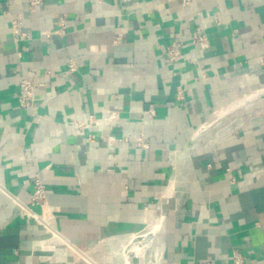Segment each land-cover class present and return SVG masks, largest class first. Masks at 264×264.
<instances>
[{
	"label": "crops",
	"instance_id": "0c3cea01",
	"mask_svg": "<svg viewBox=\"0 0 264 264\" xmlns=\"http://www.w3.org/2000/svg\"><path fill=\"white\" fill-rule=\"evenodd\" d=\"M20 77L42 83L31 109ZM107 110L112 125L73 129ZM233 249L264 264V0H0V264H225Z\"/></svg>",
	"mask_w": 264,
	"mask_h": 264
},
{
	"label": "built area",
	"instance_id": "2783aa9c",
	"mask_svg": "<svg viewBox=\"0 0 264 264\" xmlns=\"http://www.w3.org/2000/svg\"><path fill=\"white\" fill-rule=\"evenodd\" d=\"M29 3V6L31 8L38 5L41 0H27ZM186 1V0H185ZM11 29L15 36L20 37H27V34L21 30V18L20 16H14L11 18ZM202 39V36L199 34H195L193 36L194 42H200ZM169 57L171 60L176 59L179 56V52L177 51L176 46L170 45L168 48ZM77 64L72 60L69 59L67 62V69L65 70V73L72 76L76 70ZM46 73H51L47 71ZM41 82H38L34 78H25L20 77L19 78V90H18V104L21 108L24 109H31L34 104V96L36 88L41 85ZM177 98L181 99L183 98V90L181 88L177 91ZM149 114H153V108H149L146 110ZM109 121V125H112L113 121L117 118V114L114 111L107 110L102 118L98 119L95 118L91 114H84L80 117H70V121L72 122L73 129L75 131H82L85 129L90 128L94 125H99L102 123V121ZM112 139V137H110ZM126 139V138H124ZM137 145H139L141 148H146L147 143L146 140L143 138L142 134H140L135 139ZM46 194V187L44 182L42 181L41 177L38 173H36L33 177L32 181V190L30 193V202L34 204H38L43 208L44 206V199ZM12 197V196H11ZM13 200L17 203L19 207H21L31 218L36 220L39 223H43L48 226V223L46 222V218L43 214V209L40 213L35 212L27 203L22 202L21 200H18L16 197H12ZM195 264H217L215 261L209 260V261H203L198 262ZM225 264H247L245 257L241 254V252L237 249H233L231 251V258L230 261Z\"/></svg>",
	"mask_w": 264,
	"mask_h": 264
},
{
	"label": "bare ground",
	"instance_id": "6f19581e",
	"mask_svg": "<svg viewBox=\"0 0 264 264\" xmlns=\"http://www.w3.org/2000/svg\"><path fill=\"white\" fill-rule=\"evenodd\" d=\"M161 223V222H160ZM153 231H154V228L153 229H150L149 231H147V233H146V242H148L149 240H150V237H151V235H152V233H153ZM142 241V240H141ZM146 245V244H145ZM144 245V246H145ZM143 246V245H142ZM143 251V247H141V252Z\"/></svg>",
	"mask_w": 264,
	"mask_h": 264
},
{
	"label": "water",
	"instance_id": "95a60500",
	"mask_svg": "<svg viewBox=\"0 0 264 264\" xmlns=\"http://www.w3.org/2000/svg\"><path fill=\"white\" fill-rule=\"evenodd\" d=\"M129 247H130V246H128V248H127L128 250H129ZM127 254H129V252H128Z\"/></svg>",
	"mask_w": 264,
	"mask_h": 264
}]
</instances>
